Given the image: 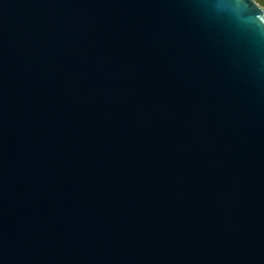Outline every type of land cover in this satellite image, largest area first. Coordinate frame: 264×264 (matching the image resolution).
Instances as JSON below:
<instances>
[{
  "label": "water",
  "instance_id": "water-1",
  "mask_svg": "<svg viewBox=\"0 0 264 264\" xmlns=\"http://www.w3.org/2000/svg\"><path fill=\"white\" fill-rule=\"evenodd\" d=\"M0 264H264V10L0 0Z\"/></svg>",
  "mask_w": 264,
  "mask_h": 264
},
{
  "label": "rangeland",
  "instance_id": "rangeland-1",
  "mask_svg": "<svg viewBox=\"0 0 264 264\" xmlns=\"http://www.w3.org/2000/svg\"><path fill=\"white\" fill-rule=\"evenodd\" d=\"M259 7H261L264 10V3L261 2V0H253Z\"/></svg>",
  "mask_w": 264,
  "mask_h": 264
},
{
  "label": "snow or ice",
  "instance_id": "snow-or-ice-1",
  "mask_svg": "<svg viewBox=\"0 0 264 264\" xmlns=\"http://www.w3.org/2000/svg\"><path fill=\"white\" fill-rule=\"evenodd\" d=\"M262 3H264V0H261Z\"/></svg>",
  "mask_w": 264,
  "mask_h": 264
}]
</instances>
